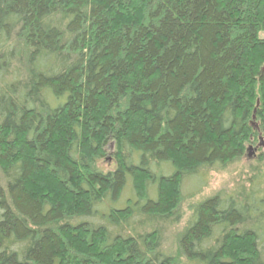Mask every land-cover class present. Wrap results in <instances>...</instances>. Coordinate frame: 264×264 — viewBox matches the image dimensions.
I'll list each match as a JSON object with an SVG mask.
<instances>
[{
    "label": "trees",
    "instance_id": "1",
    "mask_svg": "<svg viewBox=\"0 0 264 264\" xmlns=\"http://www.w3.org/2000/svg\"><path fill=\"white\" fill-rule=\"evenodd\" d=\"M259 136L264 0H0V264H178L184 186ZM259 162L196 207L184 264H264Z\"/></svg>",
    "mask_w": 264,
    "mask_h": 264
},
{
    "label": "rangeland",
    "instance_id": "2",
    "mask_svg": "<svg viewBox=\"0 0 264 264\" xmlns=\"http://www.w3.org/2000/svg\"><path fill=\"white\" fill-rule=\"evenodd\" d=\"M251 123H253V128H256L257 121L251 120ZM253 139L254 142L245 144L244 156L242 158L236 160L224 170H214L208 173L207 180L200 191L198 189L192 190L190 184L184 186L185 198L181 201L178 209L179 221L177 224L168 225L167 227L164 226V236L162 237L163 251L177 259L178 264L185 263L183 262L184 259L178 253L179 239L192 220L196 207L220 192L231 193L242 185L249 187L248 181L253 176L252 169L262 168L263 164H260L259 158L263 154L264 146H260L261 142L259 138L255 137ZM261 139L264 145L263 137ZM99 166L103 170L108 171L114 167V163L111 160H107L101 162ZM1 178L2 174L0 172ZM199 186L197 184L194 187L198 188Z\"/></svg>",
    "mask_w": 264,
    "mask_h": 264
},
{
    "label": "water",
    "instance_id": "3",
    "mask_svg": "<svg viewBox=\"0 0 264 264\" xmlns=\"http://www.w3.org/2000/svg\"><path fill=\"white\" fill-rule=\"evenodd\" d=\"M253 119H254V118H253ZM256 128H257V126H256ZM259 139H260V142H261V145H260V146H264L261 137H259ZM250 150H251V149H250Z\"/></svg>",
    "mask_w": 264,
    "mask_h": 264
}]
</instances>
